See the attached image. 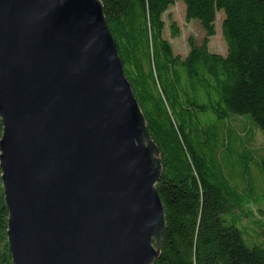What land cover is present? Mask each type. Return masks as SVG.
<instances>
[{
    "label": "water",
    "instance_id": "95a60500",
    "mask_svg": "<svg viewBox=\"0 0 264 264\" xmlns=\"http://www.w3.org/2000/svg\"><path fill=\"white\" fill-rule=\"evenodd\" d=\"M0 119L13 264L160 256V148L102 0H0Z\"/></svg>",
    "mask_w": 264,
    "mask_h": 264
},
{
    "label": "trees",
    "instance_id": "16d2710c",
    "mask_svg": "<svg viewBox=\"0 0 264 264\" xmlns=\"http://www.w3.org/2000/svg\"><path fill=\"white\" fill-rule=\"evenodd\" d=\"M177 1L102 0L160 148L166 229L152 264H264V142L255 140L264 134V0H181L204 30L185 54L163 33ZM221 9L225 54L209 47ZM1 175L0 264H13Z\"/></svg>",
    "mask_w": 264,
    "mask_h": 264
},
{
    "label": "rangeland",
    "instance_id": "374dc122",
    "mask_svg": "<svg viewBox=\"0 0 264 264\" xmlns=\"http://www.w3.org/2000/svg\"><path fill=\"white\" fill-rule=\"evenodd\" d=\"M185 3L178 0L174 5H172L168 11L164 14V19L166 21V26L164 28V36L169 40V42L174 47L176 52L185 54L189 49V39L191 37L195 40L200 41L204 35V30L202 29L199 21L197 19L188 20L185 15ZM224 11L221 9L218 11L216 19V32L211 36L209 41V47L212 51H217L219 53L225 54L227 51V44L222 34V17ZM171 20H174L178 25V34L173 35L171 29ZM256 145H261L264 142V134L260 131H256ZM264 220V216H258ZM245 223L248 225V231L250 233H255L254 225L247 219Z\"/></svg>",
    "mask_w": 264,
    "mask_h": 264
}]
</instances>
